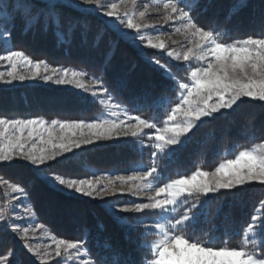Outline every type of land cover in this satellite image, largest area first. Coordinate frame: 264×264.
Returning a JSON list of instances; mask_svg holds the SVG:
<instances>
[{
    "label": "snow or ice",
    "instance_id": "6c2138e0",
    "mask_svg": "<svg viewBox=\"0 0 264 264\" xmlns=\"http://www.w3.org/2000/svg\"><path fill=\"white\" fill-rule=\"evenodd\" d=\"M127 2L131 9L123 0L121 4L114 0H0V52H3L0 62L8 65L6 73L0 72V83L10 85L14 81L39 78L56 85H72L84 94H90L93 101L98 100L108 107L111 115L116 117L93 119L91 122L53 119L49 124L42 118L0 116V162L27 161L34 166L35 179L50 188L103 201L112 219L126 230L124 238L129 246L136 251L146 250L148 255L141 264H264V251L256 250L257 247L264 249V200L259 202V207L241 228L244 239L259 241L258 245L220 246L188 234L189 229H194L200 222L210 194L224 190L235 195L254 182L264 185V142L239 151L235 158L224 160L213 171L198 168L190 175H180L162 186L157 183L154 187L152 183L160 177L156 167L132 169L130 176H109L107 182L95 173H90V178L50 173L49 161L59 162L58 158L70 161L76 155L74 149L97 142L135 141L147 136L151 141L149 147L155 149L151 153L153 157L158 153L172 156L187 145L195 129L208 120L216 119L217 115L235 112L245 98L264 102V0L259 7L256 34L233 42L223 40L222 33L230 35L228 25L233 17L239 16L249 6L247 0H235L228 6L223 21L213 20L211 27H205L199 19L202 13L217 7L216 0H152L155 10L162 11L164 24H177L175 33L183 35L188 42L181 51L168 50L160 35H155V39L146 35L150 28L159 31L149 22L148 3H143V10H138L137 0ZM89 14L103 17L106 29L94 32L87 20ZM18 29L23 35L52 31L58 45H71L78 41L82 46L97 48L103 44L102 72L112 66L121 41L133 46L146 63L158 71L162 80L171 82L163 87L175 93L176 99L170 100L162 90L148 84L138 87L129 76L135 71V64H129L123 70L117 69L113 87L117 91H127V101L134 106L133 111L138 112L145 107L164 109L167 116L160 122L162 126L139 114L133 115L122 103L115 101L102 78L93 76L86 84L83 82L88 75L85 72L51 67L44 60H33L24 51L12 50L11 38ZM105 31L115 33V38L108 36L106 39ZM144 48L165 50L171 60L183 61L186 78L179 79L169 63L147 57ZM22 67L29 69V74H21L19 69ZM57 126L61 132L67 130L70 134L54 135ZM73 130H79L81 138H74L76 132ZM38 144L42 146L38 147ZM117 181L129 187L117 188ZM0 183L9 190L4 195L12 201L7 205L8 211H0V232L17 235L27 253L44 264L49 254H42L39 246L34 247L27 240L31 229L25 223H34V220L27 221L23 213L17 212V206L30 210L28 191L7 179L0 178ZM146 190L149 191L146 193ZM125 191L134 197L147 194V202L122 203L116 197ZM192 196L198 198L196 202L182 214H174L183 203L181 198ZM13 212H17V217H13ZM149 213L152 214L150 224L145 223ZM136 232L140 235L133 236ZM147 236L155 239H144ZM52 239L55 257L58 258L69 259L74 255L79 264H138L131 252L124 251L111 240H97L100 251L93 256L87 246V238L83 241ZM0 264L13 262L4 256L0 257Z\"/></svg>",
    "mask_w": 264,
    "mask_h": 264
},
{
    "label": "trees",
    "instance_id": "16d2710c",
    "mask_svg": "<svg viewBox=\"0 0 264 264\" xmlns=\"http://www.w3.org/2000/svg\"><path fill=\"white\" fill-rule=\"evenodd\" d=\"M235 0H216V8L202 13L199 22L205 27L213 26V20L223 21L229 5ZM248 7L239 16L233 17L228 25L231 33L223 34L222 39L233 42L236 39L255 35L259 27V7L261 0H247ZM87 20L93 31L105 30V21L94 14L87 15ZM221 31L220 28H215ZM115 33L105 31V38ZM12 50L24 51L33 60H44L51 67H68L72 70L87 73V77L102 78L109 87L115 101L122 103L133 114L158 122L166 119L164 109L145 107L133 111V105L127 101V91H117L113 82L117 69H126L129 64H135V71L129 73L137 86L148 84L163 91L170 100L175 101L176 94L169 88L163 87L171 82L162 80L159 73L148 65L137 49L123 41L120 42L112 66L102 72V56L104 45L97 48L82 46L78 41L71 45L57 43L52 31L29 32L23 35L19 29L12 35ZM147 57L159 58L169 63L173 73L181 80L186 78L184 67L170 62L155 51H144ZM3 54V52H0ZM105 109L89 96L81 95L69 89H56L40 85L20 86L13 89H0V116L6 118H42L50 123L51 120H100L104 117ZM191 135V134H190ZM264 142V104L259 101L245 100L235 111L224 116L217 115L216 119L206 121L194 130L187 145L174 155H156L151 153L154 148L149 146L140 149L134 144H110L103 147L84 149L69 160H59L48 165L50 173L68 176L89 177L96 175L130 174L132 169L140 167H156L162 181L170 182L180 175H190L199 169L213 171L219 163L226 159L235 158L239 151L253 148ZM102 150V151H101ZM36 172L31 166L14 161L0 164V178L20 184L26 188L30 197V210L26 211L32 219L45 228L57 239L83 241L87 238V246L93 256L100 249L97 240L111 242L126 252H131L132 258L141 264L148 255L145 249L136 251L125 240V229L119 227L106 211V206L86 199L77 198L61 191L50 188L43 181L35 179ZM9 190L0 183V211H8L7 205L12 203L4 193ZM264 200V185L252 184L244 187L233 195L222 191L207 199L202 210L200 222L194 229H189L193 238L210 240L214 245L249 247L258 245L259 241L248 242L244 239L241 228L259 202ZM193 203V202H192ZM188 207V204L185 206ZM33 213L35 216L33 217ZM13 215V213H12ZM152 220V214L145 217V223ZM227 233V235H225ZM139 232L133 236H139ZM146 240L154 236L144 237ZM257 252L264 251L257 247ZM12 253V255H9ZM7 256L13 264H40L26 249L21 240L11 232H0V257ZM150 258V257H148Z\"/></svg>",
    "mask_w": 264,
    "mask_h": 264
},
{
    "label": "rangeland",
    "instance_id": "374dc122",
    "mask_svg": "<svg viewBox=\"0 0 264 264\" xmlns=\"http://www.w3.org/2000/svg\"><path fill=\"white\" fill-rule=\"evenodd\" d=\"M114 2H116L117 4H121L122 0H114ZM123 2L126 3L128 8L131 9L132 6H131L130 3L127 2V0H123ZM143 3H148L149 6H150L149 7V13L147 14L150 17V21L149 22L152 25H154L156 29H159V31H154L153 29L150 28L149 30H146V35H151L153 37V39H155V35H160V38L162 40H164L165 43L167 44L168 50L181 51L182 49L186 48L188 42L185 40V37L183 35H181V34L175 33V31H174L175 27L178 26V25L173 23V22H170L169 24H164L163 20L161 19L162 14H163L162 11L161 12H157L155 10V8L152 6V0H137V8H138V10H143ZM99 18H101L102 20L105 21V19L103 17H99ZM136 18L139 19L138 14H137ZM173 40L176 41L175 44L172 43ZM145 43H146V41H145ZM150 50L161 54L163 57H165L166 59H168L172 63H175V64H177V65H179L181 67L185 66L183 61L177 62V61L171 60V58L167 57L165 50H153V49L144 48L143 52L144 51H150ZM193 66H195V65H193ZM7 70H8V65L6 64V62H0V72H5L6 73ZM19 72L21 74L27 75V74H29V69H26V68L22 67V68L19 69ZM5 79H7L6 75H5ZM91 79L92 78H89V77L85 76L83 78V82L88 84V82ZM32 85H40V86L56 88V89H69V90H73L75 92H78L81 95L91 97L90 94H84L81 90H78V89L74 88V86H72V85H56V84H54L52 82H44V81H42L39 78L36 79V80H26L24 82L14 81L10 85L0 83V89H4V88L5 89H13V88L20 87V86H32ZM245 100H250V99L245 98ZM97 102L99 103L98 100H97ZM261 103L264 104V102H261ZM99 104L105 109L104 117H102L100 120H103V119H116V117H113L111 115L110 110L108 109V107H106L105 105H103L101 103H99ZM229 112H231V111H229ZM121 118H124L123 115H121ZM160 126H162V124H160ZM73 131L76 132V136L74 138H76V139L81 138L80 135H79V130H73ZM145 131H149L150 133H154L155 130H145ZM64 134H70V133H67V130H65L64 132H61V130L59 129L58 126L54 129V135L58 136V135H64ZM121 143L122 144L123 143L134 144L136 146H139L140 149H143V148L149 146L151 141L149 140V137L145 136L142 139H138V140H135V141H132V140L129 139V140H120V141L97 142L94 145L82 146V148L79 149V150L74 149V152L78 153V152H80V151H82L84 149H88V148H91V147H103V146H107V145H110V144L114 145V144H121ZM41 146L42 145L38 144V147H41ZM154 151H155V149H154ZM66 155L71 156L72 154H66ZM157 155H168V154L167 153H158ZM61 159H63V158H58V160H61ZM14 161H21V162L31 166L32 168H34V166L30 165L29 162H27V161H23V160H20V159H16ZM55 162H57V161H49L48 165L54 164ZM0 164H7V163L0 162ZM132 174H133V172L130 173V174H113V175H97V176L101 177V179H103L105 182H107V178L109 176H113V177L117 176V175H119V176H130ZM152 183H153V186L155 187L157 185V183H159L160 186H162L163 183H166V182L162 181L161 178L159 177L158 181L154 180V181H152ZM252 184H258V183L254 182ZM252 184H250V185H252ZM115 186L117 188L123 187L125 189H127V187H129V185H120L119 181L116 182ZM247 186H249V185H247ZM247 186H245V187H247ZM148 191L149 190H146V193ZM222 191H224V190H222ZM63 193H66L68 195H71V196H74V197H77V198L86 199V200H89V201H92V202H97V203H101V204L105 205L103 203V201H100L98 199H90V198H87V197H82V196H80L78 194H73V193L68 192V191H64ZM211 196H214V195L210 194V197ZM116 199H118L122 203H124V202H132V201L140 202L141 200L144 201V202H147L148 195L147 194H142L140 197H134L130 193H127L125 191V193L122 194V195L118 193ZM197 199L198 198L195 197V196L186 197V198L182 197L181 200L183 201V203L180 205V207H178L177 213H174V214H182V212L186 211L187 208L191 206L192 202L193 203L196 202ZM199 199H204V198L203 197H199ZM187 204H188V207H185ZM105 206L107 208V205H105ZM17 212L23 213L25 220H27V221H32L33 220L31 215H29V213L26 211L25 207L17 206ZM17 212H13V217H17ZM147 222H149V224H150L152 222V220L151 221H147ZM25 226L29 227L31 229V231H29V234H28V237H27L28 242L31 243L34 247L39 246L40 251L42 252V254L45 253V252H47L49 254L48 257L46 258L44 264H57V261H60V264H79L78 259L74 255L71 258H69V259H62V258L55 257V242L52 239L53 236L45 228H43L42 226L37 224L35 221H34V223H32V222L25 223ZM18 239H19V237H18ZM62 251H63V249H62ZM67 255H68L67 253L64 254L65 257H67ZM35 260L41 264V261H39L36 258H35Z\"/></svg>",
    "mask_w": 264,
    "mask_h": 264
},
{
    "label": "bare ground",
    "instance_id": "6f19581e",
    "mask_svg": "<svg viewBox=\"0 0 264 264\" xmlns=\"http://www.w3.org/2000/svg\"><path fill=\"white\" fill-rule=\"evenodd\" d=\"M102 151V150H101Z\"/></svg>",
    "mask_w": 264,
    "mask_h": 264
}]
</instances>
